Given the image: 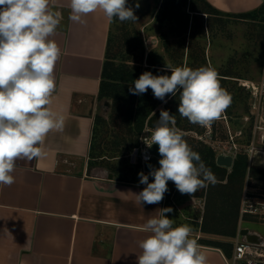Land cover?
Segmentation results:
<instances>
[{"label":"crops","instance_id":"1","mask_svg":"<svg viewBox=\"0 0 264 264\" xmlns=\"http://www.w3.org/2000/svg\"><path fill=\"white\" fill-rule=\"evenodd\" d=\"M207 1L230 14L264 4ZM49 8L63 16L50 39L61 49L51 108L64 116V129L47 135L43 157L16 162L14 184L0 185V264H137L138 242L150 235L142 227L166 202L141 208L134 194L146 185L113 171L95 175L91 163L113 22L100 10L83 17L84 23L71 21L70 0H50ZM198 244L207 264L232 263L233 249L228 255Z\"/></svg>","mask_w":264,"mask_h":264},{"label":"clouds","instance_id":"2","mask_svg":"<svg viewBox=\"0 0 264 264\" xmlns=\"http://www.w3.org/2000/svg\"><path fill=\"white\" fill-rule=\"evenodd\" d=\"M50 0H0V185L15 183L13 172L18 160L32 161L45 155L41 147L51 131H63L64 116L51 108L56 89L54 68L61 49L50 39L63 19L60 11L49 8ZM136 3L135 8H139ZM100 10L111 23L137 21L128 0H70L69 19L84 23L83 17ZM207 31V29H206ZM170 75L143 72L129 86L133 95L150 88L155 98L167 103L166 96L179 94L177 112L201 127H211L231 105L232 96L221 87L219 74L211 65L199 68L166 66ZM134 85V86H133ZM155 115V112H153ZM151 135L143 139L148 148L158 145L159 168L148 165L140 172L136 203L162 202L172 181L181 194H195L214 185L216 177L198 152L183 139L176 118L161 109ZM149 157H146L148 159ZM149 176L153 181L149 182ZM142 227L149 233L139 241L142 250L137 264H207L206 255L192 238L193 229L184 224L173 227L168 218L171 207L158 209Z\"/></svg>","mask_w":264,"mask_h":264},{"label":"rangeland","instance_id":"3","mask_svg":"<svg viewBox=\"0 0 264 264\" xmlns=\"http://www.w3.org/2000/svg\"><path fill=\"white\" fill-rule=\"evenodd\" d=\"M162 2L163 0H128L137 21H113L111 58L117 65L129 62L132 66L145 67L147 56L156 53L163 57L166 66H188L193 69L208 65L214 67L219 74L221 87L231 94L232 102L211 127L192 124L187 118L180 116L177 112L179 94L176 97L168 96L167 103L159 100L157 109L168 110L176 120L179 118L180 124L176 127L184 133L183 139L191 148L202 150L203 146H207L218 154L223 149L239 146L249 158V168L264 171L262 167L253 166L250 162L251 154L246 152L253 147L264 149L263 15L242 18L227 15L229 13H198L192 19L195 13L191 12L189 25L184 26L177 20H162L157 15ZM136 3H139V8H135ZM183 11L190 13L188 7ZM253 84L258 87L259 92L245 86ZM97 117L100 120L96 122L93 142V174L106 175L113 171L122 179L135 181L141 171L146 175L149 173V164L158 167V159L145 166L129 162L128 154L136 143L128 146V128L124 125L121 112H115L112 100L100 101ZM208 132L212 134L211 139L205 137ZM261 174L264 175V172ZM245 178L240 204L237 197L226 200L218 193L216 185L226 184L227 179L216 180L214 185L209 184L207 188L192 195L181 194L175 184L169 181L168 189L173 187V191L169 194L168 190L163 201L167 198L166 207H171L173 212L166 215L174 220L173 227L190 225L193 229L192 238L197 242H234L238 235L240 239L246 238L239 234L243 229L264 240V216H242L240 209L244 193L249 198L264 199V180L248 174ZM149 179L153 181L154 178L149 176ZM236 227L235 237L213 233L231 231Z\"/></svg>","mask_w":264,"mask_h":264},{"label":"trees","instance_id":"4","mask_svg":"<svg viewBox=\"0 0 264 264\" xmlns=\"http://www.w3.org/2000/svg\"><path fill=\"white\" fill-rule=\"evenodd\" d=\"M185 7L189 8L190 13L183 11ZM191 12L195 13L193 14L194 16L192 19L198 16V13H206L208 15L224 14V12L214 8L207 0H163L157 15L162 20L164 18L173 19L177 20L184 26H188ZM260 14L263 15L264 18V4L249 12L239 14L229 13L227 15L249 18ZM112 43V37L110 36L106 50V59L103 66L99 98L100 100H112L115 112H121V116L124 119V125L128 128V139H126V141L130 142L128 146H132L135 143L137 145V140L144 130L146 123L152 129L157 123L160 113V110L157 109L159 99L154 97L150 88L143 95H133L129 93L128 88L133 81L138 79L145 71H150L153 75H170V71L166 69V62L163 57L156 53H152L147 56L145 60V67L142 65L132 66L129 62L117 65L111 58L113 47ZM168 96H166V98ZM153 112H155V115H153ZM99 120L100 118L96 117V122ZM179 124L180 120L178 118L176 120V125ZM93 148L94 146L92 145V150ZM192 150L199 153L201 160L208 168L211 169L216 177V180L223 181L227 179L226 184L216 185L218 186L216 187L218 188V193L225 197L226 200H229L232 197H237L240 204L243 184L247 174L253 178L264 180V175L261 174L264 172L263 170H259L254 167L249 168V158L247 154H239L234 160L233 166L230 170L229 168L219 166L216 163L217 153L213 148L203 146L202 150L193 148ZM159 166L160 165L158 164L157 168H159ZM139 179L140 178H137L134 182L139 183ZM149 182H152V180L149 179ZM172 191L173 187L169 188V194H171ZM165 202H167V198L165 199ZM205 232H207V230H205ZM213 233L235 237L237 227L231 231H218ZM204 243L219 247L228 255L232 253L233 243L231 241L223 242L204 240Z\"/></svg>","mask_w":264,"mask_h":264},{"label":"built area","instance_id":"5","mask_svg":"<svg viewBox=\"0 0 264 264\" xmlns=\"http://www.w3.org/2000/svg\"><path fill=\"white\" fill-rule=\"evenodd\" d=\"M254 86L255 84L247 87L252 88L253 91H256V93L259 92L258 87L256 90ZM149 129L152 128L146 123L137 145L133 147V149L128 154L129 162L133 165L145 166L148 163L152 162L154 159H157L154 155L151 154L150 148H148L143 142V139L151 135ZM205 137L211 139L212 134L208 132L205 134ZM257 150L258 149L254 147L253 149L246 150L248 155L251 154L250 162L252 161V156ZM222 154L225 156H232L234 161L239 154H242V151L240 150L239 146H234L229 148L228 150H221L217 154V156ZM146 157L149 158L146 159ZM229 169L231 170V167ZM240 209L242 216L249 214L262 217L264 216V199L249 198L246 196V193H244ZM230 264H264V240H262L260 237L258 241L250 242L246 238L240 239V235H238L233 245L232 263Z\"/></svg>","mask_w":264,"mask_h":264},{"label":"water","instance_id":"6","mask_svg":"<svg viewBox=\"0 0 264 264\" xmlns=\"http://www.w3.org/2000/svg\"><path fill=\"white\" fill-rule=\"evenodd\" d=\"M150 152L152 155H154L158 160L161 159L160 155H159V152H158V145H152V147L150 148ZM216 163L219 165V166H223V167H227V168H230L233 166V158L232 156H225V155H218L217 158H216ZM253 166H255L253 164ZM110 178H113V175L110 174L109 175ZM240 234L243 235V236H246V239L248 241H258L259 240V236L257 237L256 235H251L248 233V230L247 229H243L240 231Z\"/></svg>","mask_w":264,"mask_h":264},{"label":"bare ground","instance_id":"7","mask_svg":"<svg viewBox=\"0 0 264 264\" xmlns=\"http://www.w3.org/2000/svg\"><path fill=\"white\" fill-rule=\"evenodd\" d=\"M251 84V83H250ZM245 86H251V85H245ZM257 90V86H254ZM252 164H254L257 167L264 168V149H258L254 155L252 156Z\"/></svg>","mask_w":264,"mask_h":264}]
</instances>
